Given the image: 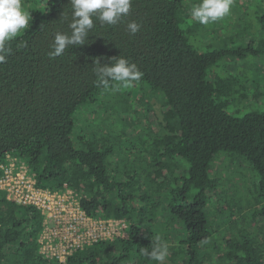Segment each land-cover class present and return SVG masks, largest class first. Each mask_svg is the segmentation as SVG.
Segmentation results:
<instances>
[{
	"label": "trees",
	"instance_id": "1",
	"mask_svg": "<svg viewBox=\"0 0 264 264\" xmlns=\"http://www.w3.org/2000/svg\"><path fill=\"white\" fill-rule=\"evenodd\" d=\"M21 2L32 20L0 63V162L22 157L38 186L71 188L89 214L127 227L60 263L40 252V210L0 190V264H158L141 251L151 237L168 245L163 264H264V78L241 64L264 42L202 51L195 37L213 26L191 17L199 0H132L52 59L55 34H72L70 0ZM120 57L141 80L97 87L119 83L98 69Z\"/></svg>",
	"mask_w": 264,
	"mask_h": 264
},
{
	"label": "clouds",
	"instance_id": "2",
	"mask_svg": "<svg viewBox=\"0 0 264 264\" xmlns=\"http://www.w3.org/2000/svg\"><path fill=\"white\" fill-rule=\"evenodd\" d=\"M71 7L74 9L73 22L69 25L72 34L57 32L54 36L53 51L49 53L50 58L55 59L62 56L67 46L71 44H84L88 30L95 27L94 19L102 24L116 25L121 19L129 15L132 0H70ZM233 0H202V2L191 9V17L202 25H208L210 22L222 20L230 14ZM63 19V17H62ZM32 20L31 12L24 10L21 0H0V63L6 62V57L11 54L9 43L21 33L30 27ZM128 31L135 35L140 24L131 21L127 24ZM23 46V45H21ZM99 61H97L98 63ZM101 77H110L112 81L119 82L116 85H110L108 80L96 82L104 84L105 89L111 87L117 90L118 87L128 88L133 86V82H139L143 73L136 64L120 57L115 59V63L98 69ZM151 251L141 249V251L150 257L151 260L163 264L168 256V245L162 243L159 237H151Z\"/></svg>",
	"mask_w": 264,
	"mask_h": 264
},
{
	"label": "built area",
	"instance_id": "3",
	"mask_svg": "<svg viewBox=\"0 0 264 264\" xmlns=\"http://www.w3.org/2000/svg\"><path fill=\"white\" fill-rule=\"evenodd\" d=\"M0 190L8 199L40 210L44 216L38 240L40 252L60 263L78 249L126 233V221L89 214L73 189L59 191L38 186L28 163L20 156L9 153L0 162Z\"/></svg>",
	"mask_w": 264,
	"mask_h": 264
},
{
	"label": "rangeland",
	"instance_id": "4",
	"mask_svg": "<svg viewBox=\"0 0 264 264\" xmlns=\"http://www.w3.org/2000/svg\"><path fill=\"white\" fill-rule=\"evenodd\" d=\"M199 1L200 3L202 2V0ZM22 6L24 10H27V7H25L24 4H22ZM240 6L247 10V15H242ZM29 12L32 14L31 10H29ZM263 14L264 4L262 3V0H233L229 15L225 16L222 20L210 22L208 25L213 27L209 30H201V32H198L195 37L198 47H200L202 51L217 50L220 48L236 50L242 46H248L250 44L253 46L257 43L264 42V29L261 27L259 21V17ZM239 17H242L241 21L238 20ZM249 55L248 60L241 62V64L247 63L248 65H251L247 69V77L251 81L260 76L264 78V56H262V54L256 55L252 53ZM233 59L234 57L232 53H230L224 56L221 60L222 65H227L229 67V72L231 68L235 67V64L229 66V64L233 62ZM107 106V103L104 104L101 101V104L95 106V109L100 110L102 107L105 109ZM154 106L156 110H160V105L154 104ZM247 110L248 109H244L243 112ZM114 117L115 115L112 114L111 118L115 119ZM129 119L130 118L127 120ZM221 163L222 161H219L216 166L220 167ZM247 211L248 210H243L242 213L237 215V217L241 219L244 216L243 213L246 215Z\"/></svg>",
	"mask_w": 264,
	"mask_h": 264
}]
</instances>
